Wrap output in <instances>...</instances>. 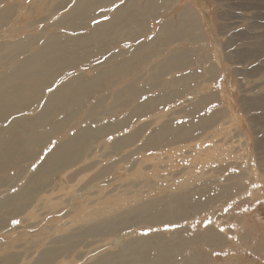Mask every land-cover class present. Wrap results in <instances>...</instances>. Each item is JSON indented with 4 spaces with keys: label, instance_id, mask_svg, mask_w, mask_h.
I'll use <instances>...</instances> for the list:
<instances>
[{
    "label": "rangeland",
    "instance_id": "374dc122",
    "mask_svg": "<svg viewBox=\"0 0 264 264\" xmlns=\"http://www.w3.org/2000/svg\"><path fill=\"white\" fill-rule=\"evenodd\" d=\"M23 1L0 37L39 35L63 0ZM125 1L79 23L94 34L120 12L107 31L129 53L109 66L104 103L77 107L75 150L0 173V202L15 197L0 206V264L54 247L68 255L46 264H90L137 238H157L149 257L166 249L170 264H264V0ZM82 50L99 64L114 53L101 38Z\"/></svg>",
    "mask_w": 264,
    "mask_h": 264
},
{
    "label": "bare ground",
    "instance_id": "6f19581e",
    "mask_svg": "<svg viewBox=\"0 0 264 264\" xmlns=\"http://www.w3.org/2000/svg\"><path fill=\"white\" fill-rule=\"evenodd\" d=\"M117 1L119 0L57 1V8H53L50 15L45 18V21L51 22L47 23L46 28L39 30V35H31V37L25 38L6 36L8 40L0 37V173H6L9 169L18 168L28 164V162L37 166L38 169L44 168L48 163L58 162L60 157L73 152L76 144L82 140V136H79L78 133L71 134V128H69L71 122L79 117L77 107L92 99L96 100L94 105L97 103L98 106H101L104 103L105 96H100L98 92L102 90L105 81L108 79L109 66L113 62H117L123 55H127L129 51H123L124 49L119 48L121 43L119 39L113 36L110 38L107 31L109 27L115 26V18L117 19V15L120 16V12L111 16L112 18L105 23L94 24L96 25L94 34L78 35V31L88 30L90 26H87L89 20L82 25L79 23L83 22L84 10L88 7L106 6ZM134 1L135 3L141 2L139 0H127L125 5L134 4ZM158 1L154 0L153 4ZM46 2L49 3V1ZM24 3L23 1L21 4V0H0V28L4 27L3 33L8 27L5 22L11 20L13 11L15 12ZM34 5L38 6L37 3ZM45 5L48 4L45 3ZM62 8L67 9V13H64ZM128 8L125 7L124 10ZM143 8L147 9V6L144 5ZM149 9L151 8L149 7ZM122 13L123 10L121 15ZM106 16L99 14L100 18H106ZM42 20L41 22L44 23V18ZM75 20H77L76 23ZM116 35L118 37L119 33ZM174 36L177 37L179 34ZM99 38L104 44V50L109 48L114 50L111 58L100 64L94 63L93 58L97 54H93V52L83 54L82 50L87 45L97 43ZM118 38L123 40L120 36ZM128 38L127 40H129ZM132 46L129 47L134 49L135 47ZM133 49L130 50L133 52ZM176 50H170L168 56L171 57V64L174 67H179L181 63L175 58ZM142 104L147 105V100H144ZM117 126L111 130L117 131ZM120 126L121 123L118 128ZM175 130L173 127L166 126L161 131H163L162 133L164 131L172 133ZM156 132L158 133V131ZM159 135H156L155 138ZM54 138L59 140L54 142ZM37 148L43 150L41 155L35 153ZM25 196L26 194L21 195L22 198ZM14 200L15 197L7 198L0 202V206L3 202ZM123 228L119 226L115 227L114 230L120 232ZM68 239L70 240L71 237ZM154 240L157 238L132 239L127 245H124L125 248L123 246V252L108 253L90 264H170L169 260H164L162 257L166 249L160 252L161 257L157 260H152L149 257L148 250ZM59 241L57 240L56 243ZM67 255L68 248L54 247L42 254L39 263L55 262ZM81 259L82 257L78 260Z\"/></svg>",
    "mask_w": 264,
    "mask_h": 264
}]
</instances>
